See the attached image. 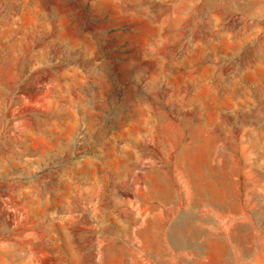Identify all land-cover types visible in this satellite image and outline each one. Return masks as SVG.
<instances>
[{
	"label": "rangeland",
	"instance_id": "obj_1",
	"mask_svg": "<svg viewBox=\"0 0 264 264\" xmlns=\"http://www.w3.org/2000/svg\"><path fill=\"white\" fill-rule=\"evenodd\" d=\"M191 261L264 264V0H0V264Z\"/></svg>",
	"mask_w": 264,
	"mask_h": 264
},
{
	"label": "crops",
	"instance_id": "obj_2",
	"mask_svg": "<svg viewBox=\"0 0 264 264\" xmlns=\"http://www.w3.org/2000/svg\"><path fill=\"white\" fill-rule=\"evenodd\" d=\"M228 256V255H227ZM226 255H224V257H225V260L226 261H228V257H227ZM238 259H240V257L238 258V257H236V260H238ZM242 259V258H241ZM204 260H207V258H205ZM243 260V259H242ZM189 264H196L195 263V261H191V262H189Z\"/></svg>",
	"mask_w": 264,
	"mask_h": 264
}]
</instances>
